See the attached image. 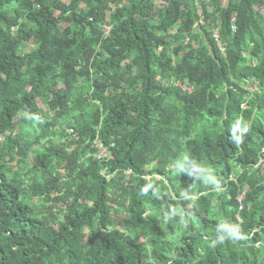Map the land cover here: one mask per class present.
I'll return each mask as SVG.
<instances>
[{"label":"trees","instance_id":"16d2710c","mask_svg":"<svg viewBox=\"0 0 264 264\" xmlns=\"http://www.w3.org/2000/svg\"><path fill=\"white\" fill-rule=\"evenodd\" d=\"M0 264H264V0H0Z\"/></svg>","mask_w":264,"mask_h":264},{"label":"built area","instance_id":"2783aa9c","mask_svg":"<svg viewBox=\"0 0 264 264\" xmlns=\"http://www.w3.org/2000/svg\"><path fill=\"white\" fill-rule=\"evenodd\" d=\"M222 51H225L224 47H221ZM107 144H105L102 140H96L93 147L97 149V158L98 159H105L109 156V152L107 150Z\"/></svg>","mask_w":264,"mask_h":264},{"label":"rangeland","instance_id":"374dc122","mask_svg":"<svg viewBox=\"0 0 264 264\" xmlns=\"http://www.w3.org/2000/svg\"><path fill=\"white\" fill-rule=\"evenodd\" d=\"M224 2H225V1H224ZM25 47H26V49L30 50V49H32V48L34 47V45H33V44H30L29 42H27L26 45L23 44V48H25ZM249 86H250V87H256L257 84L252 83V82H249ZM96 154H98V153L96 152ZM103 173H105V171H103ZM192 219H193V221L197 224V220H196V218L193 217Z\"/></svg>","mask_w":264,"mask_h":264},{"label":"clouds","instance_id":"9594fccd","mask_svg":"<svg viewBox=\"0 0 264 264\" xmlns=\"http://www.w3.org/2000/svg\"><path fill=\"white\" fill-rule=\"evenodd\" d=\"M229 231L231 232L232 230H231V229H229Z\"/></svg>","mask_w":264,"mask_h":264}]
</instances>
